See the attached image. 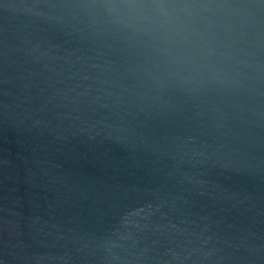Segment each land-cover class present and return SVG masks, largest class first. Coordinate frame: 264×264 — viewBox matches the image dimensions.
Returning a JSON list of instances; mask_svg holds the SVG:
<instances>
[{"label":"water","instance_id":"95a60500","mask_svg":"<svg viewBox=\"0 0 264 264\" xmlns=\"http://www.w3.org/2000/svg\"><path fill=\"white\" fill-rule=\"evenodd\" d=\"M0 264H264V0H0Z\"/></svg>","mask_w":264,"mask_h":264}]
</instances>
